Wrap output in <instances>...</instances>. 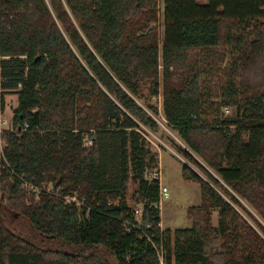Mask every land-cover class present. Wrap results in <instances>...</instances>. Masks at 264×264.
I'll list each match as a JSON object with an SVG mask.
<instances>
[{
  "label": "trees",
  "instance_id": "trees-1",
  "mask_svg": "<svg viewBox=\"0 0 264 264\" xmlns=\"http://www.w3.org/2000/svg\"><path fill=\"white\" fill-rule=\"evenodd\" d=\"M0 88L3 108L18 96L0 264H264V224L239 199L264 221V0H0ZM160 117L212 170L176 145L200 170H182L201 190L190 227H161Z\"/></svg>",
  "mask_w": 264,
  "mask_h": 264
},
{
  "label": "rangeland",
  "instance_id": "rangeland-1",
  "mask_svg": "<svg viewBox=\"0 0 264 264\" xmlns=\"http://www.w3.org/2000/svg\"><path fill=\"white\" fill-rule=\"evenodd\" d=\"M154 26L158 27V31L162 37L163 34V17L161 13L158 12L156 20L152 23ZM160 83L161 90L158 97H154L152 101L159 105V109H162V87H163V67L160 66ZM145 93H148V90H145ZM6 107L7 112L3 111L4 117L8 122L12 124L14 109L18 104V96L16 94L9 92L6 94ZM226 113H231L230 109H226ZM89 115H97V107H93L89 110ZM164 120V122L162 121ZM161 124L160 132H153L147 130L148 138L152 143V150L158 155V162L155 167H152L148 170V177L156 179L159 178L160 185L161 181L168 182L169 187V197L163 198L160 204V215H161V227L162 229H176V228H186L192 225V219L187 215L188 207L197 206L201 204V190L200 185L197 182L188 181L183 178L182 170L183 165L187 164L195 171L200 173V170L189 162L178 150L176 145H180L183 148L191 152L196 159H198L205 168L212 170L206 165V163L198 157L191 149L181 140L177 132L173 131L170 127L165 124V119L163 117L159 118ZM90 139V137H87ZM197 185V186H196ZM162 187V185H161ZM167 187V186H165ZM241 203L246 207L250 212H252L256 218L264 224V221L260 216L247 204L244 200L239 198ZM135 205V203L130 202ZM137 206V204L135 205ZM134 206V207H135ZM142 207V206H141ZM239 209V208H238ZM239 211H241L239 209ZM241 213L248 219V222L255 227L254 222L250 219L243 210ZM141 220V217H137ZM219 214L217 210L212 212V223L213 225H218ZM256 228V227H255ZM65 249L68 250L67 247Z\"/></svg>",
  "mask_w": 264,
  "mask_h": 264
},
{
  "label": "built area",
  "instance_id": "built-area-1",
  "mask_svg": "<svg viewBox=\"0 0 264 264\" xmlns=\"http://www.w3.org/2000/svg\"><path fill=\"white\" fill-rule=\"evenodd\" d=\"M2 90L3 89L0 88V101H1V97H2ZM3 111H5V108H3L1 106V102H0V159H1V156L2 157L4 156L3 151H4L5 140H6L5 139V132H6V130L12 128V124L10 122H8V120H6L5 117L3 116L4 115ZM90 144H92V141L87 140L86 145H90ZM21 180L23 182L22 188L27 189L28 191L34 192L36 194L46 193V194L51 195V196L58 195L59 189H56L52 184H43L41 186H38V185H35L31 182L25 181L24 179H21ZM160 193H161V200L163 198L169 197L168 187L162 186ZM64 199H65L66 203H70V204L75 203L78 206L83 205V202L78 200L76 196H66V197H64ZM142 213H143L142 207H137L135 209V215L137 217H141Z\"/></svg>",
  "mask_w": 264,
  "mask_h": 264
},
{
  "label": "crops",
  "instance_id": "crops-1",
  "mask_svg": "<svg viewBox=\"0 0 264 264\" xmlns=\"http://www.w3.org/2000/svg\"><path fill=\"white\" fill-rule=\"evenodd\" d=\"M13 95H14V94H13ZM16 96H17V95H16ZM6 112H7V109H6ZM181 175H182V174H181ZM161 182H162V183H161L162 186H167V187H168V184H169L168 182H163V180H162ZM169 185H170V184H169ZM196 186H197V185H196ZM168 189H169V187H168ZM161 201H162V200H161ZM161 201H160V202H161ZM160 204H161V203H160Z\"/></svg>",
  "mask_w": 264,
  "mask_h": 264
}]
</instances>
